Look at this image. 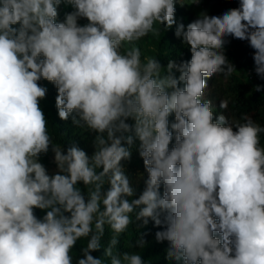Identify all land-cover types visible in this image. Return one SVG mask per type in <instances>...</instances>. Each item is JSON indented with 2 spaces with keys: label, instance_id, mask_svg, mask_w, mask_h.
Masks as SVG:
<instances>
[{
  "label": "clouds",
  "instance_id": "clouds-1",
  "mask_svg": "<svg viewBox=\"0 0 264 264\" xmlns=\"http://www.w3.org/2000/svg\"><path fill=\"white\" fill-rule=\"evenodd\" d=\"M63 2L74 11L58 23L62 0H0V264H74L81 239L87 243L75 264H104L91 252L101 248L106 225L110 264H145L137 252L114 251L133 213L156 226L166 213L155 238L168 242L167 259L264 264V126L247 116L235 124L223 114L214 119L211 101L202 99L205 78L237 72L223 52L226 37L249 42L264 79V0H240L219 16L202 12L186 30L178 25L191 59L166 68L156 57L142 60L135 42L173 26L177 0ZM79 18L88 23L78 25ZM42 78L58 89L59 118L75 113L73 123L96 133L92 156L53 144L39 106ZM135 140L147 179L132 199L121 163L131 151L122 142ZM50 145L54 175L39 162ZM34 209L46 214L38 218Z\"/></svg>",
  "mask_w": 264,
  "mask_h": 264
},
{
  "label": "trees",
  "instance_id": "trees-1",
  "mask_svg": "<svg viewBox=\"0 0 264 264\" xmlns=\"http://www.w3.org/2000/svg\"><path fill=\"white\" fill-rule=\"evenodd\" d=\"M210 8L206 12L209 16H219L229 9H235L239 7L240 0H204ZM58 16L56 19H64L66 14L73 12L71 8L64 7L63 0L62 3L57 8ZM195 20L183 9L179 0L175 3V24L168 30L163 29L157 37L156 48L158 52L154 57L159 61L161 65H167L169 60H175L177 63L183 61H190L191 52L190 46L185 45L182 42V38H178L175 35L176 28L178 25L183 24L185 30L189 23ZM163 28V25L161 26ZM153 34L143 37L141 40L136 41L135 44L143 43L145 39L151 40ZM226 44L223 49L224 55L227 59L238 69H248L252 70L255 68L253 54L254 49L249 45L246 40H239L233 37H226ZM130 45H126L128 47ZM175 75L178 77L179 72ZM228 78V91L230 92L227 102L228 107L226 108V113L232 119L233 123H243V118L245 116L250 117L256 123L264 126V79L257 75V80L253 84L247 83L241 76L234 73ZM206 79V84L208 78ZM38 84L47 89L46 95L40 100L39 106L42 109L45 118L47 120V126L49 134L52 137L53 144L64 148L66 151L69 147L76 146L81 150H90L94 142L95 133L89 131L82 125H77L73 123L72 113L67 120H61L58 115V110L56 107V97L58 95V89L54 83L49 82L45 79L38 81ZM260 86V90L256 91V86ZM183 87V84L180 85ZM212 111L214 114V119L221 115L223 111L219 108H215L212 105ZM175 120L174 114L169 116V124L173 123ZM129 125L131 122L129 120L125 121ZM133 135V133H125V136ZM261 146L264 147V133L261 134ZM175 139H173L170 144V149L174 145ZM123 146L130 147L131 157L127 161H122V166L125 170V174L129 177L134 188H136L140 181L147 178V173L144 169L143 159L139 154V141L135 140L133 145L128 146L126 143L122 142ZM53 152V146L50 145L47 153H42L39 156V162L46 167L48 158ZM110 185L107 183V190H109ZM160 193L163 195V185H161ZM134 199V198H133ZM137 209L136 211H138ZM34 213L38 218H42L46 212L45 210L34 209ZM133 216V222L129 226L128 230L121 234L119 237V242L114 251L119 253L131 252L139 247L136 246L138 239L143 238L145 241V246L152 245L155 250H157V256L152 260H147L145 264H182V262L176 261L174 259L166 258V249L168 248V242H157L155 234L158 231H162L166 228V224L163 223L165 214H161L162 224L156 226L153 221L149 220L147 225H142V221L135 220V214ZM113 233L105 226V234L101 240V248L96 250L94 258H100V252L104 250L107 246ZM219 236V234H216ZM86 245L87 239H81ZM73 259H76V250L72 249ZM92 255V253H91Z\"/></svg>",
  "mask_w": 264,
  "mask_h": 264
},
{
  "label": "rangeland",
  "instance_id": "rangeland-1",
  "mask_svg": "<svg viewBox=\"0 0 264 264\" xmlns=\"http://www.w3.org/2000/svg\"><path fill=\"white\" fill-rule=\"evenodd\" d=\"M184 2H188V0H184ZM64 7L71 8L74 11V8L71 4H67L63 2ZM183 9L194 19L197 20L199 18L200 13L207 12L210 6L205 3L204 0H200L199 3L194 4H183ZM65 19V18H64ZM64 19H56V22H63ZM88 23L86 18H79L78 19V25L83 26ZM19 25H15L14 27H18ZM157 27H160L157 25ZM162 30L160 31V33ZM156 42L157 37L154 35L151 40L145 39L143 43L135 44L137 47L141 50V59L143 60L146 57H154L156 53L158 52V49L156 48ZM130 47V46H128ZM124 49L122 48L121 51ZM162 67L166 68L167 65H161ZM239 76H241L247 83L253 84L257 80V74L255 70H248V69H238L236 72ZM206 88L204 90V96L202 97L203 100H209L211 101L213 107L219 108L221 111H223V115H225L230 123H233L232 119L229 117L228 113H226V109L220 108V101L225 100L227 101V98L230 94L228 91V78H226L222 73L215 74L213 77L208 78ZM131 122V125H134V120L131 118L128 119ZM234 124V123H233ZM96 135V133H95ZM95 139V136H94ZM64 149V148H63ZM86 152L88 156H92V154L95 151L94 142L92 145V148L88 151L83 150ZM46 170L49 175H54L58 173V167L54 160V152L51 153V155L48 158V162L46 165ZM147 178L140 181L139 185L135 188V195L133 198H138L139 195L142 193L145 184L144 181ZM78 186L81 188L82 191L86 192V189L84 188V185L81 183L78 184ZM107 190V182L102 187V193H106ZM84 243L82 241H77L76 245L74 246L73 250H76V259H73V262L75 264V261L79 258H82V252L81 249L84 247ZM131 252H137L141 255L142 260L146 262L147 260H152L157 256V250L153 248L152 245L144 246L142 249L137 248ZM93 256H95L96 252H91ZM100 258H103L104 264H110V259L105 257L104 250L100 252Z\"/></svg>",
  "mask_w": 264,
  "mask_h": 264
},
{
  "label": "built area",
  "instance_id": "built-area-1",
  "mask_svg": "<svg viewBox=\"0 0 264 264\" xmlns=\"http://www.w3.org/2000/svg\"><path fill=\"white\" fill-rule=\"evenodd\" d=\"M252 70H255V68H254V69H252Z\"/></svg>",
  "mask_w": 264,
  "mask_h": 264
}]
</instances>
